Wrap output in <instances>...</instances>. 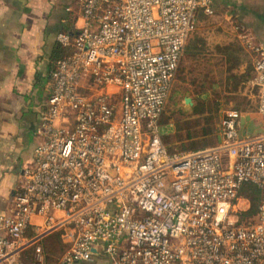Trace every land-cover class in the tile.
<instances>
[{
	"label": "built area",
	"instance_id": "2783aa9c",
	"mask_svg": "<svg viewBox=\"0 0 264 264\" xmlns=\"http://www.w3.org/2000/svg\"><path fill=\"white\" fill-rule=\"evenodd\" d=\"M83 24L59 33L32 165L0 216V264H264V131L242 133L226 111L220 141L171 153L164 115L198 13L213 0H78ZM252 84L264 119V43ZM260 192L242 220L244 184ZM37 219V222L34 220Z\"/></svg>",
	"mask_w": 264,
	"mask_h": 264
},
{
	"label": "crops",
	"instance_id": "0c3cea01",
	"mask_svg": "<svg viewBox=\"0 0 264 264\" xmlns=\"http://www.w3.org/2000/svg\"><path fill=\"white\" fill-rule=\"evenodd\" d=\"M226 5L228 17L238 30L242 27L236 39L243 51L252 52L249 41L264 43V0H227ZM82 24L78 0H0V216L9 213L23 171L32 165L41 142L36 128L58 59L57 35L76 34ZM246 117L260 128L254 135L264 131L258 113ZM0 233L5 234L1 226Z\"/></svg>",
	"mask_w": 264,
	"mask_h": 264
},
{
	"label": "rangeland",
	"instance_id": "374dc122",
	"mask_svg": "<svg viewBox=\"0 0 264 264\" xmlns=\"http://www.w3.org/2000/svg\"><path fill=\"white\" fill-rule=\"evenodd\" d=\"M216 1L215 6L213 3V15L205 16L204 12L198 13L196 31L190 38V40L200 38L205 40L206 51L204 55L198 57L184 54L166 111L160 121L163 143L173 149V152L178 151L176 147L179 145L174 138L177 134L176 129H183L181 134H184V131L193 129L199 131L203 127V119L192 117L193 108L200 99L208 100L207 108L212 104L219 107L216 118L217 135L224 113L230 110H236L242 115V133L246 131L247 134L254 135L260 130L254 126L252 119L246 117L257 115V90L252 84L253 52L243 51L241 42L236 39V34L242 33V27L238 30L235 23L228 17L230 9L226 5L227 0ZM229 45L233 49L234 46L241 48L242 58H244L241 67L234 70V73L238 74L237 78H231L228 64L223 63L224 58L219 54L220 46ZM239 77L244 79L240 80ZM186 99H189L190 103H186ZM165 135L171 138L169 142L165 141ZM249 208L248 202L242 199L238 211ZM47 244L49 253L47 251L45 253L49 256L48 264H57L64 252L63 248L56 236L50 238ZM102 261L105 260L101 259L98 264H102Z\"/></svg>",
	"mask_w": 264,
	"mask_h": 264
},
{
	"label": "trees",
	"instance_id": "16d2710c",
	"mask_svg": "<svg viewBox=\"0 0 264 264\" xmlns=\"http://www.w3.org/2000/svg\"><path fill=\"white\" fill-rule=\"evenodd\" d=\"M205 16H207L205 13H203ZM194 34V33H193ZM207 44L205 40L203 39H194L188 41L185 47L184 54L190 55L192 57H198L200 55H204L206 51ZM233 49L232 46H225L220 47L221 51L220 54L224 57L226 64H228V71L230 72L231 78H237L238 74L234 73V70L238 69L240 65L244 62V58H242V50L241 48H238L234 46ZM58 59L61 58L65 53L66 50L63 49L58 45ZM57 60V59H56ZM56 62V61H55ZM242 76V75H241ZM238 79H244V77H239ZM207 102L208 100L200 99L198 104L193 108V116L192 117H198L203 119L204 124L203 127L197 131L195 129L193 130H187L184 131V134H181L183 132V129H176L177 134L174 135L175 142L179 145L176 147L177 152L181 151H192V150H198L202 148H206L211 145H216L220 141L219 134L217 135V124H216V118L217 113L219 111V107L215 106V104H212L207 108ZM216 113V115H215ZM171 136V135H169ZM163 137V135H162ZM164 139L166 142H169L171 139L170 137H167V135L164 136ZM166 145V144H165ZM167 146V145H166ZM169 151L173 153V149H170L168 147ZM175 149V148H174ZM240 195L243 197L244 200L248 202L250 205V208L245 211H241V219H251L254 216H256L260 204V192L259 190L252 184H244L241 188ZM53 236H56L58 239L61 248H63V251L65 250V247H63L61 243V234L56 233L52 236H50L45 244L44 248L45 251L49 253L48 250V240L52 238ZM48 257V263H49V256ZM24 264H31V252H27L24 260Z\"/></svg>",
	"mask_w": 264,
	"mask_h": 264
},
{
	"label": "water",
	"instance_id": "95a60500",
	"mask_svg": "<svg viewBox=\"0 0 264 264\" xmlns=\"http://www.w3.org/2000/svg\"><path fill=\"white\" fill-rule=\"evenodd\" d=\"M186 103H190V100L189 99H186Z\"/></svg>",
	"mask_w": 264,
	"mask_h": 264
}]
</instances>
